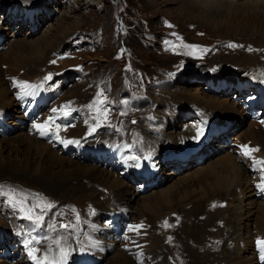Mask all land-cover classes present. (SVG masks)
Here are the masks:
<instances>
[{
	"label": "rangeland",
	"instance_id": "obj_1",
	"mask_svg": "<svg viewBox=\"0 0 264 264\" xmlns=\"http://www.w3.org/2000/svg\"><path fill=\"white\" fill-rule=\"evenodd\" d=\"M261 1L0 0V36L4 39L0 50V129L6 127V119L12 129L0 134V149L6 150L4 155L15 150L23 153L25 148L35 153L50 149L64 167L102 174L112 189L122 190L119 199L127 205L100 210L90 204L86 194L60 189V180L46 179L33 170L20 169L13 175L10 166L0 167V264L25 262L13 250H23L17 229H22L26 237V225L47 233L53 228L71 230L78 220L81 229L85 222L97 227L95 238L100 237L95 244L98 252L84 264H177L169 255L177 236L181 248L191 254L186 264H193L204 250L198 240L202 234L208 236L210 228L196 229L197 223L184 222L177 231V214L173 213L177 207L200 201L215 191L224 195L225 223L232 232L224 246L243 243L247 249L238 254L239 262L264 264L256 259L251 250L254 244H250L264 221V117L250 120L227 89L215 93L207 88V82H218L221 87L249 85L250 90L264 92V18L256 17L255 23L251 15ZM8 6L16 7L5 19L2 8ZM22 9L35 18L32 30ZM251 66L261 70L260 79L247 74ZM65 77L69 82L62 84ZM221 78L225 80H213ZM34 84H45L48 89L60 87L61 96L26 94ZM69 103L79 117L82 113L89 115L88 108L97 107L92 108L96 115L91 116L90 124L104 133L91 144L110 145L123 124L122 128L134 123L151 135L142 142H149L151 137L158 141L152 155L158 157L160 167L159 172L154 169L158 174L154 187L137 194L136 185L140 183L129 184L91 159H68L74 155L70 149L64 151L66 146H74L72 141L85 131L90 135L96 132L88 130L90 125L83 115L79 121L84 124L69 126L67 113L73 110L63 106ZM187 114L230 126L200 151L201 163L189 160L174 172L160 162L163 153L180 155L199 139L196 126L189 122L193 119L183 120ZM34 131L37 136L30 134ZM49 132L52 138L66 132L57 145L62 153L41 140ZM226 136L229 141L223 144L221 139ZM63 142L67 144L62 146ZM246 187L247 192L241 193ZM245 209L250 212V221L244 230L237 231L238 214ZM64 212L67 218L59 216ZM111 212L121 213L123 220L116 225L125 228H109L106 220ZM81 214L83 218L78 216ZM165 215L172 216L173 229L158 224V220L166 221ZM16 236L17 244L13 240ZM216 249H208V256H223ZM81 262V258L73 257L69 264ZM215 262L211 264H226V258Z\"/></svg>",
	"mask_w": 264,
	"mask_h": 264
},
{
	"label": "bare ground",
	"instance_id": "obj_2",
	"mask_svg": "<svg viewBox=\"0 0 264 264\" xmlns=\"http://www.w3.org/2000/svg\"><path fill=\"white\" fill-rule=\"evenodd\" d=\"M20 8H24V7H20ZM31 8L34 7L32 6L30 7V9ZM251 15H253L252 22L255 23H256V17L260 18L261 16L264 18V0H262L259 4H257L256 9H253ZM17 19H22V18H17ZM245 26L247 27V25ZM252 30L256 31V27L253 26ZM172 40L175 41V39ZM246 71L248 75L255 76L254 79H260L263 75L261 70H259V68L255 66H251V68L248 67ZM263 94L264 92H262V94L259 96L261 100L262 99L264 100ZM134 124H135L134 126L131 127L125 126L122 128V126H124L123 124L121 126V130L119 134L116 137H114V139L110 143L115 145L119 143H123L126 147L136 146L142 149L147 155H151V156L154 155L156 153L155 149L158 147L159 142L154 141L152 137L149 142L147 143L142 142L144 138L151 135H148L146 130H144L142 127L138 128V124L136 123ZM65 133L66 132H62L60 135H57L55 137V143H56L55 147L65 139L63 137L64 136L63 134ZM66 144L67 143L64 142L61 143L62 146H65ZM77 145L78 143L74 144V146ZM67 149L69 148L66 146L64 151H66ZM5 151L6 150L0 149V167L10 166L12 168L11 173L13 175L19 174L20 169L33 170L35 174L43 175L44 178L46 179L48 177L52 181L53 180L62 181L63 183L60 189H71V190L76 189L81 194H86L91 200L90 204L92 205L94 204L95 207L100 210H105L106 208L112 209L111 207H113V209L127 207V205L125 204L126 202L121 200V198L119 199L122 190L112 189L111 186L108 184V179L104 178L102 174L100 173L96 174L95 172H90L86 174L83 173L79 167L78 168L64 167V164L62 162L58 161L57 158L53 157L54 153H52L50 149H48V151L44 153L42 152L35 153L32 149L25 148V152L20 153L19 151L15 150L13 153H11V155L10 154L4 155ZM47 158L48 159L51 158L52 161L47 160ZM68 159L75 160L73 159V157H68ZM125 174H127V172H125ZM82 181H85L86 183L84 184L82 183ZM75 183L79 185H76ZM73 185L80 187L81 190L80 188L72 187ZM100 189L102 191H100ZM103 190L106 191L104 192ZM247 190L248 188L242 189L241 193L247 192ZM222 201H224L223 193L215 191L200 201L197 202L191 201V203L185 204L183 208L177 207V212L173 213V214H177V231L180 224L184 222L194 225L197 223L196 229H200V227H206V225L210 228V231L208 232L209 235L207 234L208 236H206L205 234L204 235L202 234L198 240L199 245L204 247V250L199 253L198 256L199 260L193 261V264H203V261L204 264H211L212 262H215V260L222 258H226V264H245L239 262L238 260L239 259L238 254L247 249L246 246L243 245V243H241L242 245L237 244L235 247L232 245V243L231 245L224 246L225 240L230 238L228 237V234L231 232V229L228 226V224L225 223L227 211H225L224 208H222V206L226 202H222ZM85 203H86L85 207L87 208L86 212H88L89 204L88 202ZM193 203H195V206L192 208L191 204ZM78 209L82 210L80 207ZM220 209L223 210L224 214L221 215L222 211ZM239 209L242 210V206H240ZM249 213L250 212H248V209H245L244 212L238 214L240 223L237 224V231H240L241 229L244 230L246 228L247 224L250 221ZM61 215L64 216L65 218L68 217L67 213L65 212L63 214L59 213V216ZM171 215H167V216L165 215L164 218L166 219V221L161 222L158 220L157 221L158 224L165 225L167 228L169 227L173 229ZM78 216L83 218L82 214ZM199 221H203L204 223L199 224L198 223ZM78 222L79 220L73 223V229L71 228L72 226L70 225L71 227L69 228H71V230L68 228L65 229L62 228V230L56 231V228H53L48 230V232L46 233L44 229H42L43 230L42 239L37 233V231H39L38 229L37 231L36 230L33 231V234L32 232H30V229L33 230L30 227V225L28 226L26 225L27 227L26 229L29 230V234L26 237L24 236V232L22 229H17L16 233H18L17 235L21 240L20 244L22 245L23 252H25V262H21V263L22 264H69V261L73 257H78L82 259L81 263L84 264L86 261L89 260L88 258L89 256L98 252L97 251L98 245L96 246L95 244H96V240L100 239V237L97 236L95 238V232L97 230V227H95L89 222H85V224L86 223L87 224L86 225L82 224L83 228L81 229L80 228L81 226L78 225ZM116 223L117 221H115V224ZM71 233H73V237H71ZM76 237L78 238V240L76 239ZM179 237L180 236H177L175 246L172 249H170L171 251V253L169 252V255L171 256L170 260L173 259V261H176L177 264H186L187 262H190L191 254L189 255V253L186 250L181 248V245L178 242ZM219 243L221 244L216 249L215 246ZM250 244H254L253 246L252 245H247V246H252L251 250L252 251L254 250L256 259L262 260L264 262V221H262V223H260L259 225V234L254 238L253 242L252 239L250 240ZM232 247L235 248L233 251H231ZM208 249L219 250L222 252L223 256L221 255L218 258L210 257L208 256V251H207ZM232 257L234 259H232Z\"/></svg>",
	"mask_w": 264,
	"mask_h": 264
}]
</instances>
